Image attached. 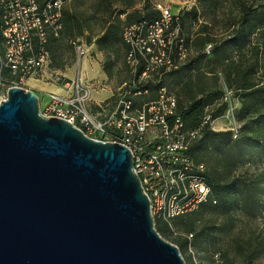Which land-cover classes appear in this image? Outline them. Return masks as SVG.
<instances>
[{
	"label": "water",
	"instance_id": "1",
	"mask_svg": "<svg viewBox=\"0 0 264 264\" xmlns=\"http://www.w3.org/2000/svg\"><path fill=\"white\" fill-rule=\"evenodd\" d=\"M0 264H186L155 230L129 151L0 100Z\"/></svg>",
	"mask_w": 264,
	"mask_h": 264
},
{
	"label": "rangeland",
	"instance_id": "2",
	"mask_svg": "<svg viewBox=\"0 0 264 264\" xmlns=\"http://www.w3.org/2000/svg\"><path fill=\"white\" fill-rule=\"evenodd\" d=\"M62 1L60 33L57 37L47 38L48 66L39 81H27L26 88H34L35 84H41L59 92L63 82L76 80L80 76L93 87L91 93L93 103L103 105L119 90L128 89L132 82L137 80L126 61V47L122 42L123 29L131 23L125 20L124 14L118 16L113 25L115 35L117 38L119 35L120 40L117 39L116 43L107 46L103 51L96 45L94 49L90 46L95 44V39L104 30L100 20L107 17V13H102L104 8L102 4L105 0ZM109 1L113 9H120L124 0ZM131 1L134 4L130 12L134 9L142 10L144 6L155 9L157 6L168 7L181 21L183 39L181 50L176 41L172 46L177 68L162 75H151L147 84V94L137 97L134 104L136 108L155 98L154 83L160 79L169 91L177 95L182 105L200 98L202 94L210 97L211 104L207 112L215 113L216 118L211 121L208 129L213 133H230L232 141H239L244 136L245 123L256 122L264 128V111L260 117L253 113L247 117L245 114L241 115L240 96L227 88L223 76L211 63L216 44L219 40L232 35V25L238 12L237 5L241 3L258 8L262 12L264 0ZM93 4H98L97 13L92 9ZM191 9H195L196 14L190 13ZM64 10L75 12L82 17L88 15L89 18L80 35H76L75 32L74 36L66 33ZM207 38L209 42L204 41ZM74 39H79L88 49L83 59H78L70 45V41ZM250 41L260 45L262 60L257 77L264 82V29L257 30ZM178 53H183L180 59ZM253 60L254 57L247 59L249 64H252ZM176 84L178 87H175ZM5 96L6 84L0 83V100ZM40 96L39 102L42 106L44 99L42 95ZM221 108L223 112L219 114ZM233 129L237 131L236 137ZM223 139L226 140L227 136L211 138L210 135L202 134L193 144V156L205 166L206 172L216 171L221 174L229 171L230 181H233L235 186L239 183L245 186L235 191L227 213L222 215L220 209L213 210L209 205H199L183 218L192 221L190 231H186L177 220L172 222L173 229L157 221L154 227L165 241L173 245L174 240L179 239L181 243L179 250L186 264H264V147H261V143L258 144L261 148L252 143L246 151L251 158H246L243 164H236L242 143L224 150L220 144ZM252 157L255 165L251 164Z\"/></svg>",
	"mask_w": 264,
	"mask_h": 264
},
{
	"label": "built area",
	"instance_id": "3",
	"mask_svg": "<svg viewBox=\"0 0 264 264\" xmlns=\"http://www.w3.org/2000/svg\"><path fill=\"white\" fill-rule=\"evenodd\" d=\"M62 5V0H0V83L6 84V91L12 87L27 90L28 80L42 77L49 63L47 38L57 37L61 30ZM157 10L159 18L150 24L135 23L123 29L126 61L137 77L128 89L99 105L91 98L92 85L79 76L63 82L59 92L42 95L39 112L68 122L91 139L125 147L154 223L161 221L173 229L176 218L212 199L205 166L190 151L212 120L207 112L198 128L187 130L176 94L163 85L153 100L135 107L134 100L147 94L143 86L151 75L177 68L172 46L176 41L181 50L183 44L177 15L165 6ZM70 45L79 60L86 57L88 49L79 39ZM182 55L178 53L179 59ZM160 83L158 79L154 84ZM233 132L236 137V129Z\"/></svg>",
	"mask_w": 264,
	"mask_h": 264
},
{
	"label": "trees",
	"instance_id": "4",
	"mask_svg": "<svg viewBox=\"0 0 264 264\" xmlns=\"http://www.w3.org/2000/svg\"><path fill=\"white\" fill-rule=\"evenodd\" d=\"M198 2H203V0H198ZM133 4L134 3L131 0H124L123 4L120 6V9H113L109 0L104 1L102 4L104 6L102 13H107V17L104 20H100L104 30L101 32V35L95 39V45L99 48V50L103 51L107 46L116 43L117 39L120 40L119 35L118 38L115 35L113 25V21L117 19L118 16L124 14L126 17L125 20L127 22L129 21L131 23L130 25L133 23L150 24L159 18V11L148 6H144L142 10L134 9L130 12V9L133 8ZM97 5L98 4H93L92 6V9L95 13L98 12ZM237 7V17L234 19L235 22L231 29L232 35L229 38L219 40V43L216 44L213 49V60L211 63L213 68L217 69L223 76L227 88L232 89L240 96L241 108L239 113L241 115L245 114L246 117L252 115L251 113L257 114L258 117H260L264 111V82L258 79L257 74L261 68L262 56H260V54H262V52H260L259 49L260 45L251 43L250 38L257 30L264 29V11L261 12L258 8L251 6L248 7L241 3H239ZM190 13L196 14V10L191 9ZM88 18V15L82 17L78 16L75 12L72 13L70 11L64 10L63 21L66 33L74 36L75 32L76 35H80V31L87 22ZM91 18L97 21V19L94 17ZM178 22L182 27L181 21L179 19ZM208 39L209 38L205 39L204 41L209 42ZM249 57H254L252 64H249L247 61ZM161 85H163V83L155 85V89ZM175 87H178V85L176 84ZM143 88L147 89V84L144 85ZM209 98L210 97L208 95L202 94L198 99L187 101L186 105H182L179 103V101H177L180 118L187 130H193L200 126L203 121V117L205 116V113H207V109L211 104ZM136 99L134 100V104ZM222 112L223 108L220 109L219 114ZM210 118L213 120L216 118V114H210ZM202 134L205 136L210 135L211 138L227 136L226 140L223 139L220 142L224 150H226L227 147H236V145L242 143L241 148L239 149L240 151L237 154L238 159L236 164H243L245 163L244 161L246 158H251L248 157V152L246 153V151L250 148L252 143L257 147H260L258 144L261 143V147H264V128L261 127L260 124H256V122L244 124V136L240 138L239 141H232L230 138V133H213L208 129V126H204ZM190 151L193 156V146L191 147ZM251 164H256L254 158ZM230 174L231 172L229 171H224L221 174L216 171L205 172V182L210 189L212 199L202 205H209L213 210L220 209L222 215L227 213L229 205L235 196V191L245 187L241 183L235 186L234 182L230 181ZM184 216H180L174 221L177 220L183 226V228L186 229V231H190L192 227V221L184 220ZM157 223L164 224L161 221H157ZM173 243L178 249H180L179 245L181 243L179 239H175Z\"/></svg>",
	"mask_w": 264,
	"mask_h": 264
},
{
	"label": "crops",
	"instance_id": "5",
	"mask_svg": "<svg viewBox=\"0 0 264 264\" xmlns=\"http://www.w3.org/2000/svg\"><path fill=\"white\" fill-rule=\"evenodd\" d=\"M90 47H93L94 49H96L95 44H92ZM30 80L39 81V80H34V79H30ZM35 86L36 87H34V88L33 87H27V90L34 92L36 96L44 95L47 92H57V91H54L53 89H50L49 87L42 86L41 84H35ZM58 91H60V88Z\"/></svg>",
	"mask_w": 264,
	"mask_h": 264
}]
</instances>
